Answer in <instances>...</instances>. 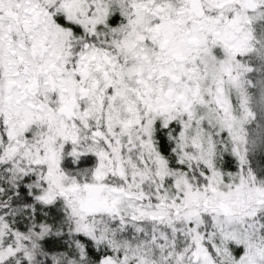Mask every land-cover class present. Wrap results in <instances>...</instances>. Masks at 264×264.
I'll use <instances>...</instances> for the list:
<instances>
[{"label": "snow or ice", "instance_id": "1", "mask_svg": "<svg viewBox=\"0 0 264 264\" xmlns=\"http://www.w3.org/2000/svg\"><path fill=\"white\" fill-rule=\"evenodd\" d=\"M0 264H264V0H0Z\"/></svg>", "mask_w": 264, "mask_h": 264}]
</instances>
